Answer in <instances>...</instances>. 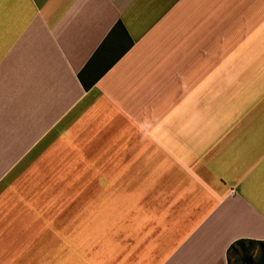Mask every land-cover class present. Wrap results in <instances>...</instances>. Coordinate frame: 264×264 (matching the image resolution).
I'll use <instances>...</instances> for the list:
<instances>
[{
  "label": "crops",
  "instance_id": "0c3cea01",
  "mask_svg": "<svg viewBox=\"0 0 264 264\" xmlns=\"http://www.w3.org/2000/svg\"><path fill=\"white\" fill-rule=\"evenodd\" d=\"M222 1L0 0V264H229L264 241V80L207 98L225 76L190 75Z\"/></svg>",
  "mask_w": 264,
  "mask_h": 264
},
{
  "label": "rangeland",
  "instance_id": "374dc122",
  "mask_svg": "<svg viewBox=\"0 0 264 264\" xmlns=\"http://www.w3.org/2000/svg\"><path fill=\"white\" fill-rule=\"evenodd\" d=\"M261 8L257 4L250 5L246 9L233 0H225L220 6V34L214 36L200 37V43H205V48L209 50H198L191 52L190 75L205 74L207 76L223 75L225 80L218 83L216 90L209 94V97L223 93L230 82L238 77H257L264 80V56L258 50L259 43L264 41V23L261 17ZM240 11L236 18L233 14ZM216 38V68L214 66V47ZM191 43H198L192 40ZM210 44V46H208ZM237 49H243L247 54V62L241 68L235 70L232 66L233 54ZM200 66L194 67L198 62ZM224 79V78H223ZM206 98V99H207ZM209 104L211 101H205ZM212 102V108H213ZM264 252V245H259L255 249L254 256L257 258ZM234 260V257L232 258Z\"/></svg>",
  "mask_w": 264,
  "mask_h": 264
},
{
  "label": "trees",
  "instance_id": "16d2710c",
  "mask_svg": "<svg viewBox=\"0 0 264 264\" xmlns=\"http://www.w3.org/2000/svg\"><path fill=\"white\" fill-rule=\"evenodd\" d=\"M120 28L125 31V28L121 21H119L115 29ZM81 80H82V76ZM83 81V80H82ZM83 84L86 89H89L92 83H86L83 81ZM259 245H264L263 240L255 239H238L229 247L227 251V258L229 264H264V252L261 253L257 258H255L254 253L255 249ZM234 257V260L232 259Z\"/></svg>",
  "mask_w": 264,
  "mask_h": 264
}]
</instances>
